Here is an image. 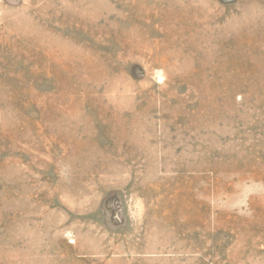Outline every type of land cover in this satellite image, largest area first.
<instances>
[{
  "label": "rangeland",
  "instance_id": "obj_1",
  "mask_svg": "<svg viewBox=\"0 0 264 264\" xmlns=\"http://www.w3.org/2000/svg\"><path fill=\"white\" fill-rule=\"evenodd\" d=\"M0 264H264V0H0Z\"/></svg>",
  "mask_w": 264,
  "mask_h": 264
}]
</instances>
